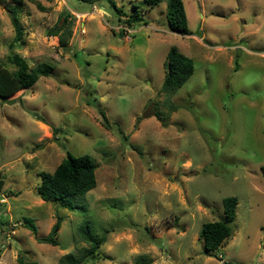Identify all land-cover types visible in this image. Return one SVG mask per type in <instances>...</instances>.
Segmentation results:
<instances>
[{"label":"rangeland","instance_id":"obj_1","mask_svg":"<svg viewBox=\"0 0 264 264\" xmlns=\"http://www.w3.org/2000/svg\"><path fill=\"white\" fill-rule=\"evenodd\" d=\"M112 3L146 24L125 29ZM183 3L189 36L168 30L165 1L0 0V63L13 70L8 57L19 55L52 67L14 103L0 101V264L80 257L83 220L105 237L85 264H264V0ZM170 47L194 69L166 95ZM151 103L155 116L143 119ZM67 151L96 166V186L65 199L73 211L36 195L39 173ZM226 197L237 199L232 233L207 252L201 227L223 218ZM58 217L57 245L39 242Z\"/></svg>","mask_w":264,"mask_h":264},{"label":"trees","instance_id":"obj_2","mask_svg":"<svg viewBox=\"0 0 264 264\" xmlns=\"http://www.w3.org/2000/svg\"><path fill=\"white\" fill-rule=\"evenodd\" d=\"M13 5H21L23 0H10ZM86 1V0H81ZM148 6H158L165 1V18L166 26L171 33L179 36L192 35L187 25V18L183 0H143ZM115 11L125 24V29L129 30L140 23L146 24V21L137 11L126 14L116 7ZM39 7V5H38ZM135 8V6H133ZM136 9V8H135ZM10 23L14 31L12 42H19L23 36V29L19 22L18 11L12 6L7 8ZM65 20V18H64ZM49 31L48 36L57 35L56 31ZM115 34V32L113 31ZM122 33L120 32V35ZM8 63L14 66L13 70L8 69L0 63V101L12 104L15 101V95L31 88L40 77H48L52 67L47 63H39L34 67H29L26 60L19 56L13 55L8 57ZM165 73L160 87V91L166 95L174 94L193 73V61L180 53L175 47H170L164 61ZM102 125L108 129L109 125L105 115L101 113ZM58 129L54 130V133ZM96 166L92 158L87 155L74 156L69 151L65 157L54 168L52 172H40V183L36 188V195L44 202H57L61 207L73 211L78 209L66 201L67 197L84 196L96 186L95 177ZM264 173V166L261 167ZM3 181L0 179V190ZM11 195V194H9ZM16 195H18L16 193ZM223 202V218L217 221L206 222L200 230V239L203 242L205 251H215L222 242L231 235L232 226L236 216L237 199L235 197H226ZM81 213L84 208H81ZM23 225L31 233L36 234L37 228L31 219L23 218ZM61 225V218L58 217L45 237L38 238L41 243L52 246L57 245L55 236ZM78 235L81 240L88 245L83 255L76 256L74 253H66L59 259V264H85L90 261H97L99 258V248L104 244V235L98 236L93 233L90 222L83 220L78 227ZM143 257H136L137 264H144ZM17 264H36L32 261L23 260L21 256L17 257ZM147 264V263H146Z\"/></svg>","mask_w":264,"mask_h":264},{"label":"water","instance_id":"obj_3","mask_svg":"<svg viewBox=\"0 0 264 264\" xmlns=\"http://www.w3.org/2000/svg\"><path fill=\"white\" fill-rule=\"evenodd\" d=\"M142 118L143 119H147L150 117H154L155 116V105L154 103H151L146 109L145 111L142 113Z\"/></svg>","mask_w":264,"mask_h":264}]
</instances>
